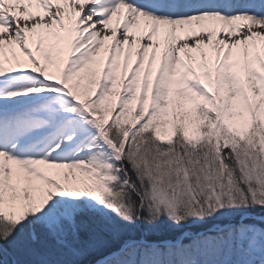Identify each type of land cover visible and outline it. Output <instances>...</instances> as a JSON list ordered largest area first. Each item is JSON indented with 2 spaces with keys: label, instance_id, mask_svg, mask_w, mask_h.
<instances>
[{
  "label": "snow or ice",
  "instance_id": "obj_1",
  "mask_svg": "<svg viewBox=\"0 0 264 264\" xmlns=\"http://www.w3.org/2000/svg\"><path fill=\"white\" fill-rule=\"evenodd\" d=\"M2 264H264V0H0Z\"/></svg>",
  "mask_w": 264,
  "mask_h": 264
},
{
  "label": "trees",
  "instance_id": "obj_2",
  "mask_svg": "<svg viewBox=\"0 0 264 264\" xmlns=\"http://www.w3.org/2000/svg\"><path fill=\"white\" fill-rule=\"evenodd\" d=\"M0 264H2V261H0Z\"/></svg>",
  "mask_w": 264,
  "mask_h": 264
}]
</instances>
